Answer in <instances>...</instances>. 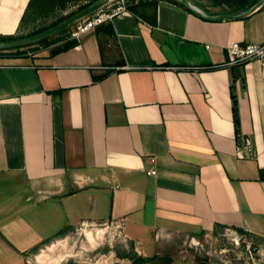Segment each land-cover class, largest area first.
Here are the masks:
<instances>
[{
  "label": "crops",
  "instance_id": "obj_1",
  "mask_svg": "<svg viewBox=\"0 0 264 264\" xmlns=\"http://www.w3.org/2000/svg\"><path fill=\"white\" fill-rule=\"evenodd\" d=\"M200 1L139 0L79 39L0 56L2 264L6 247L23 264L121 218L147 250L223 228L264 237V66H226L232 42H264V6L220 18L233 11ZM29 2L0 0V36Z\"/></svg>",
  "mask_w": 264,
  "mask_h": 264
},
{
  "label": "rangeland",
  "instance_id": "obj_2",
  "mask_svg": "<svg viewBox=\"0 0 264 264\" xmlns=\"http://www.w3.org/2000/svg\"><path fill=\"white\" fill-rule=\"evenodd\" d=\"M189 1L196 6L202 5L200 0ZM86 4L87 0H72L65 8H57L50 13H46V9L37 15L32 11L20 33L14 36L19 40L29 37L35 31L53 27L79 13L81 7ZM83 19L70 24L65 31L60 30L49 35L52 46L59 47L60 42L67 40ZM21 48L23 51L26 49L35 53L45 48V44L33 43ZM64 234L30 251L23 264H133V257L137 255L148 258L155 255L159 258L169 257L171 264H264V237L234 229L223 228L196 238H166L154 244V247L150 244L153 248L150 250L137 245L123 229L116 228L113 223L83 225ZM149 243H153L152 237L149 238ZM3 255V264H13L10 262V256L14 253L7 247ZM157 264L165 262L160 261Z\"/></svg>",
  "mask_w": 264,
  "mask_h": 264
},
{
  "label": "built area",
  "instance_id": "obj_3",
  "mask_svg": "<svg viewBox=\"0 0 264 264\" xmlns=\"http://www.w3.org/2000/svg\"><path fill=\"white\" fill-rule=\"evenodd\" d=\"M131 0H109L106 5L97 10L96 12L85 17L77 28L71 33L74 38H80L82 35L94 30L98 26L111 22L116 17L122 15L128 10V5ZM137 2L139 0H132ZM228 60L226 66L242 65L248 62L257 61L264 66V42L262 43H242L240 41L232 42L227 47ZM244 148L252 153L253 152V139L246 137L244 139ZM152 162L156 161L155 157L151 158ZM155 173L156 171H152ZM115 227L122 229L125 225V218H121Z\"/></svg>",
  "mask_w": 264,
  "mask_h": 264
},
{
  "label": "trees",
  "instance_id": "obj_4",
  "mask_svg": "<svg viewBox=\"0 0 264 264\" xmlns=\"http://www.w3.org/2000/svg\"><path fill=\"white\" fill-rule=\"evenodd\" d=\"M70 1H72V0H30L29 4L27 6V9L25 11V14L23 15L21 23H20V30L22 29L26 20L31 17L32 11H34V13L36 15L40 12H43L44 9H46V11H45L46 13H50V11H53L54 9L65 8L67 6L68 2H70ZM87 1H88V4L83 5L81 7L80 11H82L83 9H85L86 7H88L89 5L93 4L94 2H96L98 0H87ZM172 1L191 11V9L189 7H186L184 4L180 3L179 1H177V0H172ZM207 1L211 2L212 4H214L216 6H225L226 5V6H228L229 11L234 12V11H245L247 9H250L259 0H207ZM133 4H134V2H131L128 5V9H130ZM49 28H51V27H46V28H43L41 30L35 31L34 33L30 34V36L44 32V31L48 30ZM66 29L67 28H64L61 31H65ZM48 36L41 38V39H38L35 42L33 41L30 43H26L24 45L12 47V49L11 48H3L2 50H8L9 49L10 51H0V56H2V55H4V56H23V55L28 53V50L25 49L23 51L21 47L31 45L33 43H44L45 48H47L53 44L52 41H49ZM69 37H71V35H69ZM15 40H18V39L14 35L0 36V44L9 43V42H12ZM71 44H74V42L67 44L64 48L71 46ZM14 49H17V50L15 51ZM57 50H61V49H57ZM214 68H217V67H207V69H214ZM235 76L236 75H234V79H236ZM240 231H242V230H240ZM36 248L37 247L32 249V251L35 250ZM157 259L158 260L160 259V260L157 261ZM133 260H134L133 264H157V262H160V261L165 262V264H171V259L169 257H162V258L160 257L159 258L158 255L152 256L150 258L137 255V256L133 257ZM112 264H122V263L115 262Z\"/></svg>",
  "mask_w": 264,
  "mask_h": 264
},
{
  "label": "water",
  "instance_id": "obj_5",
  "mask_svg": "<svg viewBox=\"0 0 264 264\" xmlns=\"http://www.w3.org/2000/svg\"><path fill=\"white\" fill-rule=\"evenodd\" d=\"M108 1L109 0H98V1L94 2L93 4L89 5L88 7H86L85 9H83L82 11H80L79 13L72 15L71 17L65 19L61 23L49 28L48 30L41 32V33H38L36 35H32V36H29L26 38H22V39L10 42V43L0 44V49L12 48V47L24 45L26 43H30V42L36 41L38 39L44 38L48 35H51L57 31H60L64 28H66L70 24L78 22L79 20H81V19L89 16L90 14L96 12L97 10L102 8L104 5H106L108 3ZM177 1L184 4L186 7H189L190 9H192V10H194L200 14H203V12L196 5H193L189 0H177ZM262 6H264V0H259L251 9H249L247 11L232 12V13L224 14V15H221L220 18L240 17V16L245 15L251 11L257 10V9L261 8Z\"/></svg>",
  "mask_w": 264,
  "mask_h": 264
}]
</instances>
